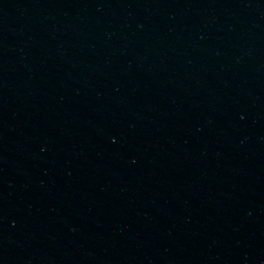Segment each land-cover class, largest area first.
Instances as JSON below:
<instances>
[{
  "label": "water",
  "instance_id": "obj_1",
  "mask_svg": "<svg viewBox=\"0 0 264 264\" xmlns=\"http://www.w3.org/2000/svg\"><path fill=\"white\" fill-rule=\"evenodd\" d=\"M0 264H264V0H0Z\"/></svg>",
  "mask_w": 264,
  "mask_h": 264
}]
</instances>
